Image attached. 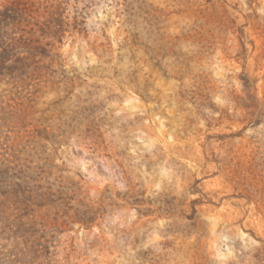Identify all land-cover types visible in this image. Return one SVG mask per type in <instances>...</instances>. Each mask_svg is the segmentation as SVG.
<instances>
[{"label": "rangeland", "instance_id": "374dc122", "mask_svg": "<svg viewBox=\"0 0 264 264\" xmlns=\"http://www.w3.org/2000/svg\"><path fill=\"white\" fill-rule=\"evenodd\" d=\"M0 13V264H264V0Z\"/></svg>", "mask_w": 264, "mask_h": 264}, {"label": "trees", "instance_id": "16d2710c", "mask_svg": "<svg viewBox=\"0 0 264 264\" xmlns=\"http://www.w3.org/2000/svg\"><path fill=\"white\" fill-rule=\"evenodd\" d=\"M1 14V13H0ZM5 49H3L2 52H0V70H2L3 68H8L5 65V61L7 60V57L4 55ZM83 217L86 216V213H83ZM85 218H90V217H84Z\"/></svg>", "mask_w": 264, "mask_h": 264}]
</instances>
